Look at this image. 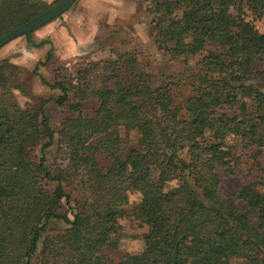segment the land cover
I'll return each mask as SVG.
<instances>
[{"label":"trees","instance_id":"trees-1","mask_svg":"<svg viewBox=\"0 0 264 264\" xmlns=\"http://www.w3.org/2000/svg\"><path fill=\"white\" fill-rule=\"evenodd\" d=\"M141 1L155 49L197 58L183 79L147 74L122 53L55 68L51 85L40 82L57 95L42 99L0 60V264H264V88L253 82L264 32L246 20L264 21V0ZM51 5L0 0V36ZM12 90L32 104L18 106ZM49 102L64 112L65 164L53 168ZM218 171L245 183L225 196ZM131 193L138 201L126 210ZM126 216L145 227L141 249L111 261L104 252L117 248Z\"/></svg>","mask_w":264,"mask_h":264},{"label":"rangeland","instance_id":"rangeland-1","mask_svg":"<svg viewBox=\"0 0 264 264\" xmlns=\"http://www.w3.org/2000/svg\"><path fill=\"white\" fill-rule=\"evenodd\" d=\"M41 1L53 5L60 0ZM230 11L235 13L233 7ZM77 12L82 13L78 28L73 33L69 30L62 32L61 26L64 25L66 18ZM246 20L250 21L258 32H264L263 20H255L249 14L246 15ZM148 26L149 17L144 12L141 0H104L103 3L100 0H75L67 12L30 33L31 41L34 43L47 41L48 44L34 48L23 36H20L0 48V60H6L19 68L21 71L19 81L23 86L24 79H27L25 86L29 91L28 96L33 95L42 99L57 95V91L51 90L40 82L41 79L44 83L51 85L55 68L66 67L69 72H73L88 62L113 60L122 53H135L139 68L147 74L155 77L175 76L180 80L183 79L185 68L192 65L197 58L188 63V60L186 62L170 60L162 56L155 49L148 34ZM59 28L62 30L60 31ZM46 33H50L53 39H50ZM48 51L52 57L51 61L44 67L37 66L38 76H32V68L36 63L44 60ZM257 67L259 73L253 77V82L264 88V64H259ZM12 96L20 107L28 103L32 104L28 96L25 97L17 90H12ZM44 112L54 131L53 144L45 151V165L53 168L56 165L65 164V161L61 159L56 135L64 112L51 102L45 105ZM122 139L129 145L134 144L133 135H130L128 139L125 137ZM261 162L264 166V156ZM241 168L245 169L246 165H242ZM218 175L220 189L225 196L237 191L245 183L239 175L225 177L219 171ZM175 184L176 181H172L167 186L173 187ZM258 191L264 193L263 188H258ZM137 201L138 195L131 193L125 209L128 210ZM118 222L121 226V237L117 248L104 252L111 261H115L123 253L138 252L141 249L140 235L145 232V227L138 226L131 217H122ZM57 226L62 227L60 223H57Z\"/></svg>","mask_w":264,"mask_h":264},{"label":"water","instance_id":"water-1","mask_svg":"<svg viewBox=\"0 0 264 264\" xmlns=\"http://www.w3.org/2000/svg\"><path fill=\"white\" fill-rule=\"evenodd\" d=\"M75 0H60L59 2L51 5L47 9L39 12L26 22L18 25L14 29L0 36V48L6 43L23 36L24 34L31 33L34 30L42 27L50 21L58 18L63 13L67 12L73 5Z\"/></svg>","mask_w":264,"mask_h":264},{"label":"crops","instance_id":"crops-1","mask_svg":"<svg viewBox=\"0 0 264 264\" xmlns=\"http://www.w3.org/2000/svg\"><path fill=\"white\" fill-rule=\"evenodd\" d=\"M100 2L103 3L104 0H100ZM81 15H82V13H80V12L74 13L73 15H69L66 18V20L64 21V25L61 26V28L63 29L62 32H66L67 30L72 31V33L75 32V30L79 26L78 24L80 23ZM52 28H54V27H52ZM61 28H59L60 31L62 30ZM46 35H49L50 36L49 38L53 39L51 37L50 33H46ZM52 44H53V42H52Z\"/></svg>","mask_w":264,"mask_h":264},{"label":"flooded vegetation","instance_id":"flooded-vegetation-1","mask_svg":"<svg viewBox=\"0 0 264 264\" xmlns=\"http://www.w3.org/2000/svg\"><path fill=\"white\" fill-rule=\"evenodd\" d=\"M53 21V20H52ZM51 22V21H50Z\"/></svg>","mask_w":264,"mask_h":264}]
</instances>
